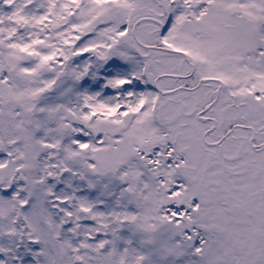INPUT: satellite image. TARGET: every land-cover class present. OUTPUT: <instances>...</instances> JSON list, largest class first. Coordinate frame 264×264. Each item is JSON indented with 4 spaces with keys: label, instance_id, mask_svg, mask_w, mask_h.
I'll use <instances>...</instances> for the list:
<instances>
[{
    "label": "snow or ice",
    "instance_id": "snow-or-ice-1",
    "mask_svg": "<svg viewBox=\"0 0 264 264\" xmlns=\"http://www.w3.org/2000/svg\"><path fill=\"white\" fill-rule=\"evenodd\" d=\"M0 264H264V0H0Z\"/></svg>",
    "mask_w": 264,
    "mask_h": 264
}]
</instances>
